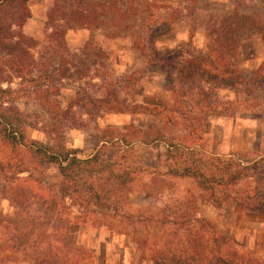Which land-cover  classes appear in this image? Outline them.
I'll return each instance as SVG.
<instances>
[{"label": "rangeland", "instance_id": "obj_1", "mask_svg": "<svg viewBox=\"0 0 264 264\" xmlns=\"http://www.w3.org/2000/svg\"><path fill=\"white\" fill-rule=\"evenodd\" d=\"M233 4L140 0L139 17L119 27L102 15L94 27L71 24L65 35L66 59L76 62L77 69L87 63L89 75L80 82H54L59 93L49 99L59 109H43L16 84L11 86L15 94L4 99L1 111L17 113L22 144L68 148L79 158L104 144L107 155L124 151L126 162L139 168L127 205L139 220L153 217L147 239L142 227L137 246L119 231L91 221L75 223L81 215L72 208L64 245L86 252L89 257L82 264H264V94L258 107L249 110L235 106L234 91L213 90L199 81L191 86L176 73L181 61L209 52V39ZM52 5L53 0L29 2L30 19L22 28L27 38L42 44ZM236 64L264 80V36L244 41ZM239 159L248 177L230 186L218 179L200 185L172 173L190 166L212 170L219 178ZM7 162L33 176L31 181L28 174L16 177L22 181L16 196L0 180V214L21 213L31 221L48 222L44 211L58 202L47 204L44 192L60 183L57 167L41 165L27 147H13L0 134V164ZM245 199L252 201L248 205ZM192 212L188 223L185 214ZM184 241L192 245L185 248ZM23 249L0 264H35L31 259L43 251ZM55 258L52 264H60Z\"/></svg>", "mask_w": 264, "mask_h": 264}, {"label": "trees", "instance_id": "obj_2", "mask_svg": "<svg viewBox=\"0 0 264 264\" xmlns=\"http://www.w3.org/2000/svg\"><path fill=\"white\" fill-rule=\"evenodd\" d=\"M31 1L0 0V134L13 147H27L30 155L41 165L57 167L60 183L49 187L44 193L47 204H58L44 211L48 218V222L44 223L31 221L21 213L12 217L0 214V227L3 230L0 234V260L10 261L12 256L25 252L23 248L30 247L35 254L43 247L37 258L31 259L35 264H52L51 258L56 256L60 264H82L85 257H89L86 252L64 245V238L72 224L68 221L72 208H77L81 215L80 219L74 220L75 223L91 221L98 228L119 231L129 236L137 246L142 227L147 239V231L154 224L153 217L148 215L146 219L139 220L128 213L127 205L126 194L132 185V178L137 175L138 166L126 162L124 151L121 156L107 155L104 144L85 158H79L75 150L68 148L22 144L23 136L15 125L19 121L17 113L8 115L1 108L4 99L15 94L11 86L16 84L19 92L32 96L41 108L59 109L49 99L51 95L55 97L59 93L54 82H80L84 75H89L87 63L77 69L76 62L66 59L67 28L73 23L85 28L94 27L100 23L101 15L111 26L119 27L128 19L139 17L137 9L140 6L137 3L140 0H53L46 14L42 44L22 33L23 26L30 19L28 4ZM258 36H264V0H234L232 10L221 18L209 39V52L205 56L191 57L178 63L176 73L179 80L192 83L191 86L199 81L213 90L234 91L237 96L235 106L255 109L264 94V80L256 73L245 74L236 61L243 42ZM190 90L201 93L197 88ZM261 107L264 109L263 104ZM238 161L231 168H224L219 178L214 176L212 170L205 169L203 172L202 168L190 166L173 170L172 173L193 178L200 185L218 179L220 184L230 186L248 177L244 162L242 159ZM22 174H28L27 180H32L33 174L27 168L11 162L0 164V180L7 183L10 195L16 196L20 191L22 181L16 177ZM250 201L243 200L248 205ZM192 216L194 212L185 214L188 223ZM54 218L58 220L56 225L51 226ZM190 243L184 241L182 244L188 248L192 245Z\"/></svg>", "mask_w": 264, "mask_h": 264}]
</instances>
